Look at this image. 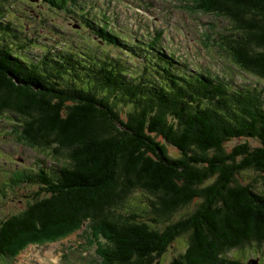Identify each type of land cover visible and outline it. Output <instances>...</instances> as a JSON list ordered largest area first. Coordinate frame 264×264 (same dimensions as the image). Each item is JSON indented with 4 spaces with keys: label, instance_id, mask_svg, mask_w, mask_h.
I'll list each match as a JSON object with an SVG mask.
<instances>
[{
    "label": "trees",
    "instance_id": "16d2710c",
    "mask_svg": "<svg viewBox=\"0 0 264 264\" xmlns=\"http://www.w3.org/2000/svg\"><path fill=\"white\" fill-rule=\"evenodd\" d=\"M197 1L226 21L228 55L257 81L188 69L152 38L128 40L83 15L94 50L22 37L41 50L29 56L22 41L12 48L16 28L1 18L0 114L57 165L39 161L0 183V194L5 185L38 187L0 221V261L85 223L102 239L95 264H159L184 236V251L166 264H246L227 255L248 246L264 256V191L239 179L251 169L264 182V0ZM232 140L242 142L228 147Z\"/></svg>",
    "mask_w": 264,
    "mask_h": 264
},
{
    "label": "rangeland",
    "instance_id": "374dc122",
    "mask_svg": "<svg viewBox=\"0 0 264 264\" xmlns=\"http://www.w3.org/2000/svg\"><path fill=\"white\" fill-rule=\"evenodd\" d=\"M43 3V0H0V13L6 14L0 16V21L5 18L16 28L15 37L9 35L7 39L13 49H18L17 43L22 41L26 44H21V47L29 56H40V49L30 46L31 44L22 39L28 37L36 38L39 45H48L54 50H57V46L63 47L62 44L72 48L75 43L79 48L94 50L96 38L88 34L87 28L84 27V30L79 26L82 24L80 18L83 15L112 27L115 32H121L128 40L135 38L137 41L136 38H139L147 42L152 38L168 49L176 60L187 65L188 69H210L213 73L233 76L237 80L243 76L257 81L252 75L242 73L228 55L223 41L227 31L226 21L217 14L206 13L200 9L197 0H75V6L71 5V0H67L65 8L64 5L56 8ZM37 30L39 32L36 34ZM260 83L264 84V81ZM16 123L10 115L0 114V183L4 184L13 170H36V166L42 165L39 161H43L45 168H54L57 165L46 150L29 147L24 143L20 137L21 129ZM240 142L242 140H232L227 146L231 147ZM249 143L254 147L260 145L257 140ZM167 147L172 155H177L172 146ZM239 179L245 183L254 182L258 190L264 191V182L254 170H244ZM1 189L0 221L24 209L38 187L21 183L5 185ZM129 201L137 204L136 198L130 197ZM194 204L192 202L181 209L173 218L178 219L189 212ZM87 228L89 229L85 223L79 230L54 242L25 244L10 258L11 261H0V264H95L97 243L102 242V239L99 235L90 233ZM186 244L187 237L177 238L160 258L159 264H166L182 253ZM227 256L246 264L253 260L254 264H264V256H256L253 246L234 249Z\"/></svg>",
    "mask_w": 264,
    "mask_h": 264
},
{
    "label": "water",
    "instance_id": "95a60500",
    "mask_svg": "<svg viewBox=\"0 0 264 264\" xmlns=\"http://www.w3.org/2000/svg\"><path fill=\"white\" fill-rule=\"evenodd\" d=\"M30 1H37V0H30ZM248 264H254V260H253V262H248Z\"/></svg>",
    "mask_w": 264,
    "mask_h": 264
}]
</instances>
